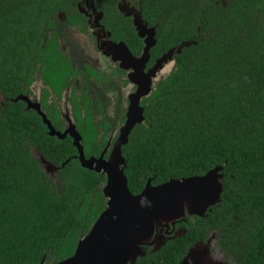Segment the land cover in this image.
Returning a JSON list of instances; mask_svg holds the SVG:
<instances>
[{"label": "trees", "instance_id": "obj_1", "mask_svg": "<svg viewBox=\"0 0 264 264\" xmlns=\"http://www.w3.org/2000/svg\"><path fill=\"white\" fill-rule=\"evenodd\" d=\"M19 1L0 8V89L5 80L12 87L10 63L18 59L32 22L46 14L45 0ZM236 9L211 25L201 9L203 23L195 17L191 28L176 29L175 8H159L165 21L162 52L183 41L198 45L177 57V68L147 101L146 123L135 128L123 150L129 188L138 195L149 180L159 186L223 166L225 191L207 219L188 217L180 225L186 236L160 252L148 249L138 264H179L212 231L228 261L264 264V29L256 8ZM17 107L0 106V264H56L75 254L105 210L100 185L106 178L72 159L59 182L51 179L27 141L58 166L72 158L74 148L50 140L42 123ZM86 146L89 156L99 155Z\"/></svg>", "mask_w": 264, "mask_h": 264}, {"label": "flooded vegetation", "instance_id": "obj_2", "mask_svg": "<svg viewBox=\"0 0 264 264\" xmlns=\"http://www.w3.org/2000/svg\"><path fill=\"white\" fill-rule=\"evenodd\" d=\"M20 2L0 0V8H10ZM122 2L141 13L148 31L155 29V46L145 63L136 59L142 57L149 33L144 38L139 36L134 18L121 13L119 6ZM45 3L44 19L39 17L40 21L32 22L29 37L17 55L18 59L10 63L13 85H8L7 80L2 82L0 106L4 108L10 103L18 104L19 113L33 115L35 120L42 123L45 136L50 140L71 144L75 154L58 166L40 148L30 144V141L26 143L33 157L39 151L59 168V172L72 159L78 161L79 151L69 133L71 130L82 136V145L88 158H99L105 153V158H109L128 121L133 96L145 77L171 49L188 42L183 41L162 52L158 45L164 35L165 21L162 19L164 12H159V8H175L176 29L184 25L191 28L195 17L203 23L202 10L205 20L211 25L216 18L223 19L235 8H256L258 23L264 29V0H45ZM34 8L41 6L35 5ZM153 11L159 12L158 16L153 15ZM196 28L201 34V26ZM121 44L126 49L115 46ZM185 49L181 54H176L152 79L151 95L141 100L145 113L148 99L177 68V57ZM5 88L14 96L6 97ZM20 97L23 99L15 103ZM45 119L57 132L67 134V137L60 139L51 136ZM88 137H92L90 143ZM86 144H90L91 149H99V155L89 156ZM35 158L39 161V158ZM59 172L58 181L53 179L55 182L60 180ZM106 182L100 185L102 192ZM182 224L177 223L175 228H171V237L183 228L180 226Z\"/></svg>", "mask_w": 264, "mask_h": 264}, {"label": "water", "instance_id": "obj_3", "mask_svg": "<svg viewBox=\"0 0 264 264\" xmlns=\"http://www.w3.org/2000/svg\"><path fill=\"white\" fill-rule=\"evenodd\" d=\"M119 8L126 17L134 18L140 37L144 38L149 33L144 53L140 59H136L145 63L149 60L150 50L155 46V29L148 31L141 13L130 9L125 2ZM196 45L198 42H185L157 61L153 71L145 77L134 94L128 121L108 159L105 158L106 153L99 158H88L82 145V136L73 130L69 131L79 151L77 159L82 167L106 176L103 195L107 204L89 234L78 242L75 254L56 264H138L139 259L147 257L148 249H152V253L160 252L169 241L186 236L185 228L176 231L173 237L170 236L171 228H175L177 223L188 222V217L207 219L211 209L222 202L225 191L223 166L214 168L204 176L170 180L159 186H154L149 180L143 192L138 195L131 192L125 173L128 164L123 155V147L128 145L136 126L145 122L141 100L151 95L152 79L176 54ZM115 46L126 49L123 44ZM20 99L23 98L14 102ZM45 120L51 136L60 139L67 137V134L57 132ZM34 155L39 158L43 171L51 179L58 181L59 168L45 159L39 151ZM217 234V231H212L206 241L195 243L179 264H234L216 249ZM41 264H46V261L43 260Z\"/></svg>", "mask_w": 264, "mask_h": 264}, {"label": "rangeland", "instance_id": "obj_4", "mask_svg": "<svg viewBox=\"0 0 264 264\" xmlns=\"http://www.w3.org/2000/svg\"><path fill=\"white\" fill-rule=\"evenodd\" d=\"M167 74H168V73H167ZM167 74H166V75H167Z\"/></svg>", "mask_w": 264, "mask_h": 264}]
</instances>
